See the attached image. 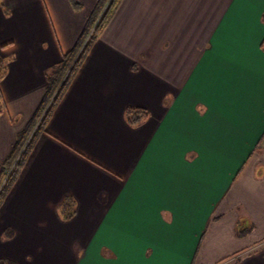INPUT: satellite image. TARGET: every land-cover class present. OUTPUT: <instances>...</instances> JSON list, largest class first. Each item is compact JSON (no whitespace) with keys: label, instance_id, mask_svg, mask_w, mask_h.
Here are the masks:
<instances>
[{"label":"crops","instance_id":"0c3cea01","mask_svg":"<svg viewBox=\"0 0 264 264\" xmlns=\"http://www.w3.org/2000/svg\"><path fill=\"white\" fill-rule=\"evenodd\" d=\"M79 1L0 0V161L100 0ZM263 12L264 0H121L0 206V259L264 264ZM129 106L149 117L129 125Z\"/></svg>","mask_w":264,"mask_h":264},{"label":"trees","instance_id":"16d2710c","mask_svg":"<svg viewBox=\"0 0 264 264\" xmlns=\"http://www.w3.org/2000/svg\"><path fill=\"white\" fill-rule=\"evenodd\" d=\"M120 1L121 0H100L99 1V5L95 13L86 22L81 38H80V41H79V45H80L81 42L84 40V38L89 33V31L91 30V28H93L94 26L92 33L90 34L82 53L72 65L63 84L60 86L54 99L48 106L46 112L41 117L40 122L38 126L36 127L34 133L32 134L26 148L19 156V159L17 160V162L14 163L22 145L24 144L25 140L27 139L32 129L34 128L35 123L39 120L48 101L50 100L55 90L57 89L61 79L63 78V76L69 69V67L71 66L72 60L76 54V51L79 45L76 46L73 50L65 53L59 62L52 65L45 72V76L48 81V87H47V92H46L44 100L40 104L39 108L35 112L33 118L28 123V125L17 134L15 143L11 151L9 152L8 156L4 160L0 161V206L4 198L6 197V195L12 190L13 186L15 185L18 179L20 170L30 153V150L33 146V143L36 137L41 131H44L46 123L51 113L53 112L58 100L63 94L67 84L70 82L74 73L78 70L83 58L89 51L93 42L98 38L103 27L107 24V22L113 15ZM69 3L75 11H79L82 9V4L79 0H69ZM262 20L264 21V12L262 13ZM6 65H7L6 60L0 57V80L5 74ZM5 110H6L5 103H4V100L0 92V113H3ZM124 117H125L126 122L129 125L136 126L140 124L141 122L145 121L149 117V112L147 109L142 108V107L129 106L124 111ZM56 211L61 220L66 221V220L71 219L75 215V212H76L75 198L70 194H66L58 202L56 206ZM248 227H249V224H247V220L245 218H240L239 221L237 222V230H236L237 234L242 235L246 231V229H248ZM11 235H12V230L6 229L4 231L5 238H9ZM0 264H11V263L7 261L6 259L2 258L0 259Z\"/></svg>","mask_w":264,"mask_h":264},{"label":"built area","instance_id":"2783aa9c","mask_svg":"<svg viewBox=\"0 0 264 264\" xmlns=\"http://www.w3.org/2000/svg\"><path fill=\"white\" fill-rule=\"evenodd\" d=\"M93 28H94V26H93ZM93 28H91V30L89 31V33L87 34V36L84 38V40H83V41L81 42V44L79 45V47H78V49H77V51H76V54H75V56H74V58H73V60H72L71 66L69 67V69L67 70V72L65 73V75L63 76V78L61 79V81H60V83H59L57 89L55 90L53 96H52V97L50 98V100L48 101V103H47V105H46L44 111L42 112V114H41L39 120L35 123L34 128L32 129L31 133L29 134V136H28L27 139L25 140L24 144L22 145V147H21V149H20V151H19V153H18V155H17V157H16L14 163L17 162V160L19 159V156L21 155V153H22V152L24 151V149L26 148V146H27V144H28V142H29V140H30L32 134L34 133L36 127L38 126V124H39V122H40L41 117H42L43 114L46 112L48 106L50 105V103H51L52 100L54 99L55 95L57 94V92H58L60 86L63 84V82H64L65 78L67 77V75H68V73H69V71H70L72 65L74 64V62L79 58L80 54L82 53V51H83V49H84V46L86 45L87 40H88L90 34L92 33Z\"/></svg>","mask_w":264,"mask_h":264}]
</instances>
